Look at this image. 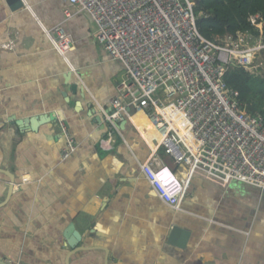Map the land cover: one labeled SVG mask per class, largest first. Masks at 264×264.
Here are the masks:
<instances>
[{"label":"crops","instance_id":"crops-1","mask_svg":"<svg viewBox=\"0 0 264 264\" xmlns=\"http://www.w3.org/2000/svg\"><path fill=\"white\" fill-rule=\"evenodd\" d=\"M22 3L11 9L0 0V44H13L0 48V259L264 264V191L193 169L178 207L166 205L140 170L149 145L156 144L149 123L134 115L152 143L129 120L108 133L104 112L124 70L98 43L94 22L62 0ZM57 24L71 39L65 55L43 29ZM54 112L62 120H48ZM28 117L43 120L33 127L16 123ZM61 125L77 143L66 159ZM70 224L81 235L73 250L66 236ZM175 225L188 233L182 245L169 242Z\"/></svg>","mask_w":264,"mask_h":264},{"label":"built area","instance_id":"built-area-1","mask_svg":"<svg viewBox=\"0 0 264 264\" xmlns=\"http://www.w3.org/2000/svg\"><path fill=\"white\" fill-rule=\"evenodd\" d=\"M62 1L90 17L98 43L123 66L116 95L104 112L108 133L118 130V121L129 120L152 143L135 123L138 114L156 132V144L149 145L140 170L160 200L176 208L184 193L185 174L173 165L185 173L200 169L224 182L237 180L264 191V119L248 114L223 79L234 66L256 73L254 62L264 49L260 13L249 17V29L218 42L197 30L194 0ZM43 29L65 55L72 44L64 27ZM61 133L66 159L77 143L63 125Z\"/></svg>","mask_w":264,"mask_h":264},{"label":"trees","instance_id":"trees-1","mask_svg":"<svg viewBox=\"0 0 264 264\" xmlns=\"http://www.w3.org/2000/svg\"><path fill=\"white\" fill-rule=\"evenodd\" d=\"M194 2L197 30L210 40L222 42L228 37H234L237 31L249 29L248 19L255 13H260L264 22V0ZM223 79L227 88L236 92V99L248 114L258 113L264 119V76L234 66L227 69ZM161 154L164 155L163 152Z\"/></svg>","mask_w":264,"mask_h":264},{"label":"water","instance_id":"water-1","mask_svg":"<svg viewBox=\"0 0 264 264\" xmlns=\"http://www.w3.org/2000/svg\"><path fill=\"white\" fill-rule=\"evenodd\" d=\"M195 1V0H194ZM8 5L10 6L11 9H18L20 8L23 3L22 0H7ZM59 115V112H54L51 114H47L46 116L48 117V120H54L56 119V116ZM59 117V116H58ZM60 120H62V116L59 117ZM43 119L41 117H37V118H32V117H28L25 119H21V120H17L16 123L18 125L24 126L25 124H28L30 127H33L34 124L36 125L35 121H42ZM4 123H0V126H3ZM74 226L73 225H69L66 229V236H67V244L69 247L73 249L78 248L76 247V244L81 240V235H79V233L74 234ZM73 233V235H72ZM70 235H72V237H69ZM188 235L187 231L181 229L180 227H178L177 225L173 226L171 231H170V235H169V242L173 243V244H179L182 245L183 242L185 241V237ZM0 264H4V260L0 259Z\"/></svg>","mask_w":264,"mask_h":264},{"label":"rangeland","instance_id":"rangeland-1","mask_svg":"<svg viewBox=\"0 0 264 264\" xmlns=\"http://www.w3.org/2000/svg\"><path fill=\"white\" fill-rule=\"evenodd\" d=\"M264 50L256 57L255 59V74H259V75H262L264 76ZM140 121L144 122L145 123V120L143 117H140ZM168 163H172V160L171 159H168L167 160Z\"/></svg>","mask_w":264,"mask_h":264},{"label":"bare ground","instance_id":"bare-ground-1","mask_svg":"<svg viewBox=\"0 0 264 264\" xmlns=\"http://www.w3.org/2000/svg\"><path fill=\"white\" fill-rule=\"evenodd\" d=\"M140 117H144V116H142V115H140V114L136 115V119H137V120H140ZM144 120H145L146 123H148L147 120H146V118H144ZM189 173H190V171L188 170L187 173H185V171H183L182 174H183V175L185 174V177H187V176L189 175Z\"/></svg>","mask_w":264,"mask_h":264}]
</instances>
